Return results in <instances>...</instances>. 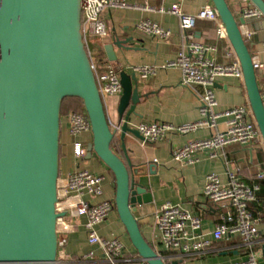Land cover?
<instances>
[{"label": "water", "instance_id": "obj_1", "mask_svg": "<svg viewBox=\"0 0 264 264\" xmlns=\"http://www.w3.org/2000/svg\"><path fill=\"white\" fill-rule=\"evenodd\" d=\"M264 15V0H250ZM240 62L250 107L264 141V103L253 57L227 0H211ZM80 0H0V264H57L56 213L60 176L61 110L67 98L83 102L92 129L87 160L112 173L115 205L130 241L146 264H166L148 243L133 214L151 196L140 185L126 136L145 141L130 127L139 94L135 74L120 72L123 94L112 128L81 33ZM133 39H117L124 51ZM119 140L124 157L113 149ZM141 197H138L140 196ZM264 255V246H263ZM173 264H179L174 262Z\"/></svg>", "mask_w": 264, "mask_h": 264}, {"label": "crops", "instance_id": "obj_2", "mask_svg": "<svg viewBox=\"0 0 264 264\" xmlns=\"http://www.w3.org/2000/svg\"><path fill=\"white\" fill-rule=\"evenodd\" d=\"M131 3L148 4L156 9L155 12L139 10H108L101 18L109 28V38L101 41L97 38H89L87 51L102 66H112L116 71L133 75L132 66H156L174 60L183 49V36L180 21L177 16L158 12L161 7H170L180 4L186 14L196 15L207 5H213L211 0H129ZM229 6L239 20L241 18L239 7L232 0H227ZM141 20H150L171 31L169 40H159L136 31L135 27ZM248 27L252 31V38L247 45L253 58H257L263 68L257 70V80L260 90H264V19L248 21ZM196 39L208 46L215 48L208 52L207 57L217 64L230 65L238 60L229 39H220L217 36V25L214 22L198 20L195 27ZM132 38L127 47L132 50L124 51L114 46L117 58L110 61L106 48L113 45L117 39L126 40ZM139 94L143 97L136 107L138 116H133L130 127L136 129L139 124H152L160 122L170 125H183L196 122L200 119L198 106L199 97L203 93L200 86L185 87L181 85L182 73L179 69L160 70L156 77L141 80L138 76ZM215 95L218 102L216 112L239 106H248L249 100L245 82L236 77H221L215 86ZM121 96L106 97L105 109L109 122L116 126L118 121V107ZM61 116V159L60 177L66 176L77 168H87L91 172L105 178L104 195L98 199L112 200L115 202L114 177L110 170L96 157L89 163L87 157L83 160L74 158L70 135L68 116ZM220 122H223L221 120ZM223 126H219V130ZM212 131L201 130L192 134H180L171 132L161 142H147L135 139L132 135L126 136V147L134 167L140 168V173L146 174L139 177L140 185L144 186L151 196L149 203L136 204L133 214L137 219L143 236L154 246L155 213L165 204L178 205L189 211L192 215L202 219V231L211 233L222 223V216L226 211L227 203L213 204L204 195L206 178L210 174H216L223 183L227 182V167L223 159H210L208 153L198 154L200 161L194 165H186L176 162L173 151L178 147L194 140L207 138ZM81 140L87 145L92 142V134H86ZM113 149L124 157L121 142L115 140ZM229 169L237 173L239 179L248 186L263 187L264 178V147L260 144L241 146L233 145L225 149ZM138 197H141L138 196ZM90 200V198H87ZM254 216L260 219L259 237L254 246L258 254L259 264H264V195L251 204ZM256 217V218H257ZM85 218L68 219L72 226L67 236L66 252L70 261L66 264H79L80 260L90 252H95V262L99 264L102 255L97 247H92L87 242L85 231ZM98 233L104 238H118L126 246L125 257L135 264L140 258L133 247L126 228L122 224L117 210L109 220L97 227ZM247 249L238 237H231L213 244L203 255L186 257L182 264H235L247 259ZM98 262V263H97Z\"/></svg>", "mask_w": 264, "mask_h": 264}, {"label": "built area", "instance_id": "obj_3", "mask_svg": "<svg viewBox=\"0 0 264 264\" xmlns=\"http://www.w3.org/2000/svg\"><path fill=\"white\" fill-rule=\"evenodd\" d=\"M239 7L241 18L246 22L240 24L243 38L247 42L252 38V31L248 21L264 19L262 12L250 0H232ZM82 25L81 33L86 49L89 38L105 41L109 38V28L101 18L108 10H139L155 12L156 9L148 4L131 3L129 0H80ZM159 13L177 16L183 36V49L174 60L156 66H132L131 70L141 80L145 81L157 76L160 70L179 69L182 73L181 85L185 87L200 86L203 93L199 97L198 111L200 119L196 122L183 125H170L160 122L139 124L136 130L147 142L164 141L168 134H192L201 130L212 131L207 138L186 143L173 151L172 157L176 162L194 165L200 161L197 156L208 153L210 159H223L227 167V182L223 183L216 174L206 178L204 195L213 203H227L226 211L222 216V223L211 233L202 231V219L192 215L178 205L167 203L154 215L155 234L153 248L164 258L166 264L178 262L182 259L203 255L213 244L231 237L241 239L247 249V259L235 264H259L258 254L254 246L259 237L260 219L253 216L250 206L257 199L260 187L248 186L242 182L237 173L229 169L225 149L233 145L250 146L264 141L257 125L250 105L232 107L223 112H216L218 102L215 95L216 82L221 77H236L244 80L239 60L230 65L217 64L207 57V53L214 51L212 46L199 42L195 36V27L198 20L214 22L217 25V36L228 39L225 25L221 21L213 5L202 8L198 14H186L180 4L170 7H161ZM136 31L159 40H169L172 33L159 24L150 20H141L135 27ZM264 47V40H263ZM88 52V51H87ZM91 68L94 72L99 93L103 99L112 96H122L123 86L119 72L112 66H102L88 52ZM256 70L263 68L262 63L253 58ZM264 103V90L261 91ZM105 105V104H104ZM223 120V122H220ZM70 135L74 139L72 150L74 158L83 160L88 155L87 144L81 140L86 134H92L91 123L85 112H71L68 116ZM110 123V122H109ZM112 128L114 125L110 123ZM222 125L223 129L219 130ZM264 178V174L259 176ZM105 178L91 172L87 168H77L72 173L60 177L57 185L56 213L64 215L57 219L58 233V262L66 264L70 256L66 252L67 236L72 226L68 219L85 218L87 242L97 247L102 255L99 264H123L133 262L126 258V246L118 238H104L98 233L97 227L105 223L116 210L112 200L98 199L104 195ZM87 198H90L88 200ZM162 253V254H160ZM95 252L85 255L79 264H96ZM98 263V262H97ZM135 264H146L139 258Z\"/></svg>", "mask_w": 264, "mask_h": 264}, {"label": "trees", "instance_id": "obj_4", "mask_svg": "<svg viewBox=\"0 0 264 264\" xmlns=\"http://www.w3.org/2000/svg\"><path fill=\"white\" fill-rule=\"evenodd\" d=\"M71 112H85L83 102L80 99H78V98H67L63 101L61 116L64 114H67V113H71ZM60 159H61V148H60ZM262 195H264V183H263V187H261V190L257 194L256 200H258V198H260V196H262ZM250 209L252 212L251 206H250ZM252 214L254 216L253 212H252ZM254 217H257V216H254ZM160 254H162V253H160Z\"/></svg>", "mask_w": 264, "mask_h": 264}, {"label": "rangeland", "instance_id": "obj_5", "mask_svg": "<svg viewBox=\"0 0 264 264\" xmlns=\"http://www.w3.org/2000/svg\"><path fill=\"white\" fill-rule=\"evenodd\" d=\"M90 162V160H88V161H84V163H89Z\"/></svg>", "mask_w": 264, "mask_h": 264}]
</instances>
